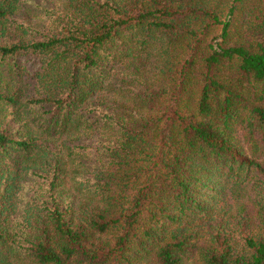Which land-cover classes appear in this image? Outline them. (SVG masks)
Wrapping results in <instances>:
<instances>
[{
    "label": "trees",
    "instance_id": "trees-1",
    "mask_svg": "<svg viewBox=\"0 0 264 264\" xmlns=\"http://www.w3.org/2000/svg\"><path fill=\"white\" fill-rule=\"evenodd\" d=\"M50 1L0 44V264H264V0Z\"/></svg>",
    "mask_w": 264,
    "mask_h": 264
},
{
    "label": "rangeland",
    "instance_id": "rangeland-1",
    "mask_svg": "<svg viewBox=\"0 0 264 264\" xmlns=\"http://www.w3.org/2000/svg\"><path fill=\"white\" fill-rule=\"evenodd\" d=\"M18 9L9 17L10 27L0 35V44L10 45L25 42L30 38H39L38 35L43 28L49 26L48 19H45L46 10L54 6L50 0H20ZM22 69L24 84V98L35 95L36 81L31 73L37 68L38 60L31 56H21L18 59ZM4 126L9 130H16L19 125L14 119H9ZM27 198L29 192L26 193ZM240 205V204H239Z\"/></svg>",
    "mask_w": 264,
    "mask_h": 264
}]
</instances>
